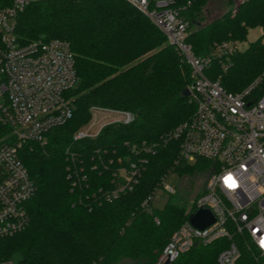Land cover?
<instances>
[{
	"label": "trees",
	"instance_id": "obj_1",
	"mask_svg": "<svg viewBox=\"0 0 264 264\" xmlns=\"http://www.w3.org/2000/svg\"><path fill=\"white\" fill-rule=\"evenodd\" d=\"M189 24L194 52L210 58L207 75L229 91L256 78L264 89V0H236L212 16L210 0H177ZM235 5V6H234ZM262 36L229 57L218 58L216 45L246 42L250 29ZM15 33L21 42L66 39L75 57L78 81L67 92L73 116L46 133V142L23 141L17 155L36 190L26 202L27 224L0 238V264H155L172 233L196 209L169 201L147 210L148 196L173 170L209 169L211 161L179 159L173 130L192 117L195 105L183 90L191 68L166 35L125 0H34L18 12ZM127 110L129 124L104 127L96 137L74 139L92 119L93 107ZM0 121V143L14 142ZM144 165L138 184L108 200L121 167ZM205 191V190H204ZM158 218V221L155 219ZM235 242L236 264H257L247 238L197 243L170 264H217L220 252Z\"/></svg>",
	"mask_w": 264,
	"mask_h": 264
},
{
	"label": "built area",
	"instance_id": "obj_2",
	"mask_svg": "<svg viewBox=\"0 0 264 264\" xmlns=\"http://www.w3.org/2000/svg\"><path fill=\"white\" fill-rule=\"evenodd\" d=\"M34 0H0V121L11 128L14 142L0 143V238L21 231L27 224L26 202L36 186L17 152L23 141L46 142V133L65 124L73 116L67 92L78 81L75 57L63 38L21 42L16 33V17ZM149 18L165 35L191 68L188 86L195 105L192 117L181 122L170 138L179 142V159L211 161L206 188L196 208L209 207L216 222L200 229L186 220L176 229L155 264H167L188 252L197 243L208 244L222 237L232 238V230L244 234L255 251L257 264H264V251L257 241L264 237V89L256 78L240 91H229L207 72L210 58L198 56L189 42L188 20L177 0H125ZM236 0L235 12L239 2ZM264 42V38H263ZM237 41L216 45L213 54L229 57L241 48ZM108 118L94 134L80 129L74 139L96 137L110 124L131 123L135 116L127 110L93 107ZM93 118V116H92ZM92 120V119H91ZM143 164L121 167L117 187L108 200L138 184ZM232 173L239 187L224 183ZM170 174V173H169ZM168 174V175H169ZM168 175L162 179V185ZM156 188L144 202L152 210ZM171 193L174 188L166 186ZM158 221V218L155 217ZM255 236L253 235L254 231ZM241 251L235 242L223 249L217 264H236ZM5 264H13L7 262Z\"/></svg>",
	"mask_w": 264,
	"mask_h": 264
},
{
	"label": "rangeland",
	"instance_id": "obj_3",
	"mask_svg": "<svg viewBox=\"0 0 264 264\" xmlns=\"http://www.w3.org/2000/svg\"><path fill=\"white\" fill-rule=\"evenodd\" d=\"M208 6L209 11L213 13L212 16H221L224 12L228 11L231 4L228 0H210ZM235 6V5H234ZM234 12V11H233ZM262 36V30L260 28L250 29L248 32V40L246 42H239L238 46L244 49L248 46L250 41H253ZM108 116L102 112H96L93 114L92 120L82 128L89 134H94L102 122H104ZM189 161L188 163H192ZM192 171L181 173L179 170H173L168 175L163 185L156 192L152 206L155 209L163 208L169 201H175L183 203L191 209L197 204L198 198L203 194L206 188V182L209 174V169L192 168ZM166 186L174 188L175 193H171L166 189ZM119 264H134L133 261L124 259Z\"/></svg>",
	"mask_w": 264,
	"mask_h": 264
},
{
	"label": "water",
	"instance_id": "obj_4",
	"mask_svg": "<svg viewBox=\"0 0 264 264\" xmlns=\"http://www.w3.org/2000/svg\"><path fill=\"white\" fill-rule=\"evenodd\" d=\"M183 95L189 97L191 92L189 88L183 90ZM189 222L194 226L205 229L212 226L216 222V216L211 208L199 207L196 208L188 218ZM170 264V263H167Z\"/></svg>",
	"mask_w": 264,
	"mask_h": 264
},
{
	"label": "clouds",
	"instance_id": "obj_5",
	"mask_svg": "<svg viewBox=\"0 0 264 264\" xmlns=\"http://www.w3.org/2000/svg\"><path fill=\"white\" fill-rule=\"evenodd\" d=\"M224 183L226 184V186L229 188V189H236L237 187H239V184H238V181L234 178L233 174L232 173H229L227 176H226V179L224 181ZM256 231H259V229H256L253 233V235L255 236V232ZM260 249L262 251H264V237H261L258 241H257Z\"/></svg>",
	"mask_w": 264,
	"mask_h": 264
}]
</instances>
